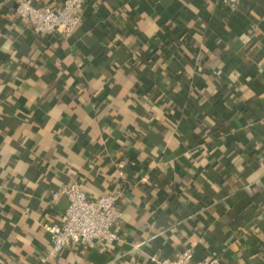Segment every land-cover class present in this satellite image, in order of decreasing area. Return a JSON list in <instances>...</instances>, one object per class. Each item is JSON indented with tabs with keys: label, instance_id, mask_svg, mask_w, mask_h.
Returning <instances> with one entry per match:
<instances>
[{
	"label": "crops",
	"instance_id": "obj_1",
	"mask_svg": "<svg viewBox=\"0 0 264 264\" xmlns=\"http://www.w3.org/2000/svg\"><path fill=\"white\" fill-rule=\"evenodd\" d=\"M65 0H33L59 8ZM40 37L0 0V264H264V0H87ZM122 191L120 240L51 257L55 191Z\"/></svg>",
	"mask_w": 264,
	"mask_h": 264
},
{
	"label": "built area",
	"instance_id": "obj_2",
	"mask_svg": "<svg viewBox=\"0 0 264 264\" xmlns=\"http://www.w3.org/2000/svg\"><path fill=\"white\" fill-rule=\"evenodd\" d=\"M220 6L237 9L243 0H214ZM87 0H65L55 8L36 5L33 0H16L17 12L27 27L40 37L57 35L62 39L72 37L79 27ZM124 193L116 191L100 197H90L74 181L62 186L52 195L53 202L64 200L66 207L60 224L45 225L49 233L51 257H56L73 245L94 247L109 246L120 240L119 227L123 218L120 201ZM159 264H219L215 255L197 260L192 247L173 259H163ZM41 264H47L44 260Z\"/></svg>",
	"mask_w": 264,
	"mask_h": 264
},
{
	"label": "trees",
	"instance_id": "obj_3",
	"mask_svg": "<svg viewBox=\"0 0 264 264\" xmlns=\"http://www.w3.org/2000/svg\"><path fill=\"white\" fill-rule=\"evenodd\" d=\"M83 11H84V9H83ZM83 17V16H82ZM82 21V20H81ZM48 264V263H47Z\"/></svg>",
	"mask_w": 264,
	"mask_h": 264
}]
</instances>
